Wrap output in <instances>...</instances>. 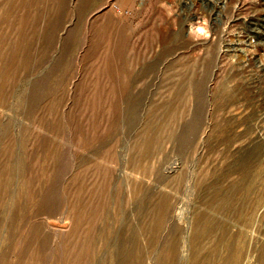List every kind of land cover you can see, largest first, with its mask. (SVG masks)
<instances>
[{"label":"rangeland","instance_id":"rangeland-1","mask_svg":"<svg viewBox=\"0 0 264 264\" xmlns=\"http://www.w3.org/2000/svg\"><path fill=\"white\" fill-rule=\"evenodd\" d=\"M262 256L264 0H0V264Z\"/></svg>","mask_w":264,"mask_h":264},{"label":"bare ground","instance_id":"bare-ground-1","mask_svg":"<svg viewBox=\"0 0 264 264\" xmlns=\"http://www.w3.org/2000/svg\"><path fill=\"white\" fill-rule=\"evenodd\" d=\"M92 8V7H91ZM221 96V95H220ZM216 98V97H215ZM220 99V98H219ZM215 100H217V99H215ZM218 101V100H217ZM222 101H224V103L222 104V106H225L226 108H235V107H239L240 105H238V103H240V101L237 99V100H235V97L234 96H224L223 98H222ZM220 106V105H219ZM221 106V107H222ZM239 109V108H238ZM246 109V108H245ZM221 110V109H220ZM229 110V109H228ZM255 175H257V172L255 173ZM259 175V174H258ZM249 179V178H248ZM251 184H254V183H250V185ZM255 185V184H254ZM262 187V186H261ZM256 188V187H255ZM257 188H258V186H257ZM258 190V189H257ZM261 190V189H260ZM255 191V190H254ZM256 193V192H255ZM254 193V194H255ZM252 194V193H251ZM260 194V193H259ZM228 197V196H227ZM232 197V196H231ZM258 197V196H257ZM259 199V198H258ZM47 217V216H46ZM47 219V218H46ZM51 219V218H50ZM49 219V220H50ZM55 220V219H54ZM60 220V219H59ZM46 221H48V220H46ZM58 221V220H57ZM49 222V221H48ZM52 222H53V220H52ZM54 223V222H53ZM157 223H159V221H157ZM203 225H205V224H203ZM202 227H204V226H202ZM209 229H211L210 227H209ZM219 240V239H218ZM222 240L223 239H221V241L220 242H222ZM232 240V239H231ZM236 244V243H235ZM226 245V244H225ZM217 246V245H216ZM238 249V248H237ZM238 250H240V249H238ZM242 250V249H241ZM226 251H227V249H226ZM229 252V251H228ZM233 252V251H232ZM262 253V252H261ZM239 254V253H238ZM263 254V253H262ZM241 256V255H240ZM262 257H264V256H262ZM237 260V259H236ZM234 261H235V259H234ZM221 262V261H220ZM236 262H238V261H236ZM214 264H215V262H214ZM222 264H223V261H222Z\"/></svg>","mask_w":264,"mask_h":264}]
</instances>
